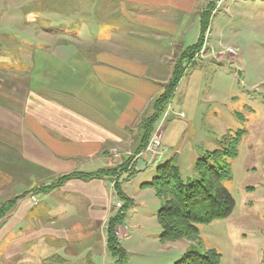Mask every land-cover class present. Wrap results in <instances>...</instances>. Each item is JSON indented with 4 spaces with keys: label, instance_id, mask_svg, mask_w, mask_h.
Instances as JSON below:
<instances>
[{
    "label": "crops",
    "instance_id": "obj_1",
    "mask_svg": "<svg viewBox=\"0 0 264 264\" xmlns=\"http://www.w3.org/2000/svg\"><path fill=\"white\" fill-rule=\"evenodd\" d=\"M36 1L0 7V208L12 201L0 215V257L106 264L114 260L107 225L116 211L115 177L62 179L108 170L136 153L174 60L200 37L206 0H105L122 7L129 24L80 23L75 40L47 28ZM85 32L93 40H83ZM183 101L169 106L164 154L159 161L144 155L136 172L179 153L169 130Z\"/></svg>",
    "mask_w": 264,
    "mask_h": 264
},
{
    "label": "rangeland",
    "instance_id": "obj_2",
    "mask_svg": "<svg viewBox=\"0 0 264 264\" xmlns=\"http://www.w3.org/2000/svg\"><path fill=\"white\" fill-rule=\"evenodd\" d=\"M14 1L0 0V7L12 6ZM35 7L45 12L47 28L57 33L69 31L60 34L64 40H75L71 32L80 23L91 27L119 19L120 25L129 24L124 9L105 0H39ZM206 9L211 22L202 47L191 55L188 46L174 60L173 67L183 61L189 74L173 97L174 102L184 101L178 103L182 107L177 108L169 130L179 153L175 155L172 149L168 157H175L183 180H193L198 156L222 149L239 130H246L237 157L230 160L231 178L224 182L235 206L225 219L196 224L198 234L194 237L163 242L162 203L154 188L144 186L156 177L159 163L154 161L139 173L134 168L142 155L114 161L106 171L122 189L125 186L123 192L130 199L125 220L115 233L128 252L125 264H175L190 247L203 254L210 250L220 253L219 264H264V0H206L203 11ZM6 30L14 31L13 24ZM93 35L85 32L80 37L90 41ZM185 54L189 56L183 58ZM170 104L155 122L149 142L173 115ZM162 150L155 158L145 155L159 161ZM11 204L4 203L0 215L6 214ZM125 204L118 196L115 214ZM113 259L106 264H116ZM0 264L11 262L0 257Z\"/></svg>",
    "mask_w": 264,
    "mask_h": 264
},
{
    "label": "trees",
    "instance_id": "obj_3",
    "mask_svg": "<svg viewBox=\"0 0 264 264\" xmlns=\"http://www.w3.org/2000/svg\"><path fill=\"white\" fill-rule=\"evenodd\" d=\"M209 14L207 9L201 13L200 37L195 44L187 48L191 55H194L202 47L203 37L211 22ZM188 56L185 54L183 58ZM185 72L186 68L183 61L176 63L172 77L164 87V91L154 100L152 115L142 122V138L136 155L147 147L153 134L155 122L163 114L168 103L172 101L178 83ZM245 132L246 130H239L232 137L231 142H226L225 147L204 153L197 159L195 165L197 176L193 180L185 181L182 179L174 159L158 165L156 177L152 182L145 183L144 186L154 188L162 203L159 219L162 225L160 238L163 242L192 238L191 236L194 237L198 234L196 224H207L230 216L235 206V200L224 182L231 178L230 160L237 157L239 145L243 141ZM108 174L111 173L106 170L88 174L74 173L62 180L73 176L89 178ZM115 188L117 195L123 198L126 204L108 221V249L115 258L116 264H125L128 259V252L122 247L121 241L115 233L117 225L125 220L130 199L125 196L118 183H116ZM220 259V253L214 250L203 254L190 247L175 264H219Z\"/></svg>",
    "mask_w": 264,
    "mask_h": 264
},
{
    "label": "built area",
    "instance_id": "obj_4",
    "mask_svg": "<svg viewBox=\"0 0 264 264\" xmlns=\"http://www.w3.org/2000/svg\"><path fill=\"white\" fill-rule=\"evenodd\" d=\"M163 141H162V133H156L152 137L151 141L147 146V150L140 154V156H144L145 154H151L154 158L162 154ZM33 199L36 200L35 196Z\"/></svg>",
    "mask_w": 264,
    "mask_h": 264
},
{
    "label": "water",
    "instance_id": "obj_5",
    "mask_svg": "<svg viewBox=\"0 0 264 264\" xmlns=\"http://www.w3.org/2000/svg\"><path fill=\"white\" fill-rule=\"evenodd\" d=\"M239 74H241V73L239 72ZM142 162H144L142 159H139V160H138V166H137L138 169L141 168V167H140V164H141Z\"/></svg>",
    "mask_w": 264,
    "mask_h": 264
}]
</instances>
